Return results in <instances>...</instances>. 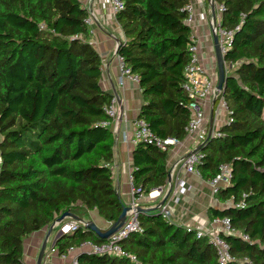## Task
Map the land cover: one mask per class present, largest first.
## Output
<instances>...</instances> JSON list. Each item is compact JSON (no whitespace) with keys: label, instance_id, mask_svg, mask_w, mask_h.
<instances>
[{"label":"trees","instance_id":"trees-1","mask_svg":"<svg viewBox=\"0 0 264 264\" xmlns=\"http://www.w3.org/2000/svg\"><path fill=\"white\" fill-rule=\"evenodd\" d=\"M121 1L115 21L124 41L116 54L138 76L136 118L154 135L180 141L189 120L182 82L191 0ZM213 2L221 7L219 27L231 32L223 59L233 71L215 99L224 100L231 120L197 147V169L209 181L221 164L230 166V182L216 198L233 205L207 210L210 221L228 218L237 233H219L236 260L228 264H264V0ZM87 17L79 0H0V264H24L23 240L66 211L80 218L96 211L110 224L121 212L113 133L104 125L112 95L100 86L101 59L88 42ZM167 154L146 143L133 148L135 197L165 186ZM138 220L142 231L120 242L137 263L79 252L78 264H218L195 230L157 210L140 212ZM86 242L104 240L79 225L54 248L62 255Z\"/></svg>","mask_w":264,"mask_h":264},{"label":"crops","instance_id":"crops-1","mask_svg":"<svg viewBox=\"0 0 264 264\" xmlns=\"http://www.w3.org/2000/svg\"><path fill=\"white\" fill-rule=\"evenodd\" d=\"M82 6L88 11L92 18L90 25L89 44L95 49L101 59V79L100 86L109 94L118 96L122 106L123 116L116 145L114 146V160L112 163L113 185L116 194L126 206L131 201L129 177L132 171L131 152L132 146L129 140H124L132 136V121L137 117L142 100L138 84L124 80L123 85H118L119 68L116 58V50L119 42L124 41L122 31L115 21V13L110 6V0H79ZM195 16L196 13H195ZM219 20V15L217 16ZM197 25L193 31L194 37L200 46V57L202 64L207 68L209 74L216 67L214 66L215 55L213 42L209 40L208 25L204 17H197ZM226 73H231L233 68L225 66ZM213 74V73H212ZM211 75V74H210ZM212 77V75H211ZM215 77L212 79L215 81ZM205 121L200 129L193 135L179 141L175 146L170 147L166 168L168 179L164 187L152 192L151 196H142L137 201V207L142 209H152L163 202V206L168 210L166 219L178 226L195 231H209L219 228L213 226L208 218V208H222L212 196L210 186L201 177L186 173L181 164H175L180 158L194 149V144L203 139V132L206 135L213 134L226 123L228 113L221 107L219 101L212 97L207 98L204 104ZM182 186L185 193H179ZM158 191V193H155ZM220 203V202H219ZM85 221H92L99 229L105 230L110 223L102 220L96 211L88 212ZM64 219L62 222H68ZM216 227V228H215ZM47 228L33 232L23 240L24 264H36L39 249L46 235ZM54 226L46 242L44 250V260L42 264H71V259L78 252L66 254L63 257L54 248V240L57 234Z\"/></svg>","mask_w":264,"mask_h":264},{"label":"built area","instance_id":"built-area-1","mask_svg":"<svg viewBox=\"0 0 264 264\" xmlns=\"http://www.w3.org/2000/svg\"><path fill=\"white\" fill-rule=\"evenodd\" d=\"M110 6L112 11L116 13L117 11L122 9V1L121 0H110ZM188 12V18L186 20L187 24L191 27L192 30V43L188 47L189 51V62L184 67L183 70V82H182V90L184 91L185 95L188 98L187 109L189 111V120L187 125L184 128L186 133V137H189L196 133L200 127L204 124L205 121V112L203 104L207 98L212 97L214 100L220 94L219 91L216 90V82L212 79L211 75L209 74L207 68L202 64V60L200 57V46L197 42L196 38L193 34V28L197 25L198 21L195 16V12L193 7L188 5L186 7ZM218 11H221V7H218ZM92 22L91 16L88 14L86 19V23L90 26ZM212 25L209 21L208 23V31L211 34ZM216 35L218 37V44L220 47V53L222 56L225 55L226 51L231 46V32L225 31L219 27V20L216 23ZM116 58L118 61V68H119V78H118V85L122 86L124 80H129L135 84H138V76L132 74L130 70L124 65L122 62V58L116 54ZM219 104L222 108L226 109L224 100L220 97L218 99ZM106 114L110 118V122L104 123V125H108L111 127L112 133L114 131V125L118 115L117 109V99L114 95H112V99L105 109ZM228 113V111H227ZM229 113L226 120V123L230 121ZM133 126V133L130 138L127 139L126 135H124V140H129L132 146H136L138 143H146L149 145H153L157 147L161 151H169L170 147L175 146L179 143L178 140L175 138H160L150 130L147 123L142 119L135 118L132 121ZM204 136L203 139L196 144H194L195 150L199 145H201L207 138L206 132H203ZM220 134L215 132L210 134L209 136H216L218 137ZM191 151L187 153L185 156L180 158L175 164H181L184 168L186 173L193 174L195 176L200 177L199 171L197 169V165L200 161V155L197 151ZM231 179V170L230 166L227 164H221L218 168L217 175L209 180L207 183L210 186L211 194L214 196L216 201L218 202L216 195L220 191V189L226 187ZM129 185H130V194H131V201L127 204L129 207L125 214V219L121 226L112 234L110 235L105 242L100 244H91L89 242L81 244L78 248H69L65 254H62L63 257L66 254H70L73 252H86L91 253L94 255H106L110 257H118V258H126L133 263H137L135 257L128 252H126L120 242L128 237L132 233H140L142 231L140 222L138 220V211L136 210L137 201L142 197H135L134 192L135 189L131 183V176L129 177ZM179 193H185V189L180 186ZM155 193H158L156 191ZM152 192L148 195L151 196ZM220 207H225L228 205H233L232 201H228L225 203H219ZM236 208L243 206V203H238L234 205ZM159 213L163 218H166L168 215V210L165 206L158 207ZM213 226H219L216 229H210L209 231H196V237H206L208 242L212 245L216 252L217 263L218 264H228L230 262L236 261L230 255L228 250L227 243L219 236V233L223 234H237L231 227L230 221L228 218L223 219H213L210 222ZM84 228V225L69 219L68 222H62L59 224H55L57 231L60 234H69L74 232L78 226ZM240 236L247 240L246 235ZM247 261L246 259L238 260L237 262H244ZM71 264H78L77 255L73 256L71 259Z\"/></svg>","mask_w":264,"mask_h":264},{"label":"water","instance_id":"water-1","mask_svg":"<svg viewBox=\"0 0 264 264\" xmlns=\"http://www.w3.org/2000/svg\"><path fill=\"white\" fill-rule=\"evenodd\" d=\"M208 2L210 4V22H211V25L213 27L212 31H211V35H212V42H213V48H214L216 70H217L216 90L221 93L224 90V82L226 79V72H225L224 59L220 53V47L218 44V37L216 35V15H215V9H214V2H213V0H208ZM115 97L117 99L118 115H117V119H116V122L114 125V131H113V149H114V146L116 145V142H117V138H118V134H119V130H120V124H121V120H122V116H123V110H122V106L119 102L118 96H115ZM209 135L210 134L207 135L206 139H208ZM196 150H197V148L193 151H196ZM162 203L163 202H161L160 205ZM156 209H157V207H154L152 209L136 208V210L138 212H143V213H147L149 211H155ZM127 210H128V207L122 205L121 212H120L118 218L116 219V221L111 223L109 225V227L106 228L105 230L99 229L92 221H85V220L81 219L80 217L70 213L69 211L62 213L47 228L46 235L43 239V242H42L41 247L39 249V253L37 255L36 264H42V262L44 260V250L46 247V242H47L49 234L51 233L55 224L61 223L64 219H71L73 221H76V222L83 224L86 229L90 230L96 236H98L99 238H101L102 240L105 241L110 235H112L121 226V224L123 223V221L125 219V214H126ZM60 236H61L60 232H57L55 240ZM55 240H54V243H55Z\"/></svg>","mask_w":264,"mask_h":264},{"label":"rangeland","instance_id":"rangeland-1","mask_svg":"<svg viewBox=\"0 0 264 264\" xmlns=\"http://www.w3.org/2000/svg\"><path fill=\"white\" fill-rule=\"evenodd\" d=\"M190 4L193 7L194 12L197 15L196 18L198 17V19H200V17L201 18L204 17L205 23L208 25V23L210 21V4H209L208 0H191ZM214 9H215L216 23H217L218 22L217 16L219 15L220 12L218 11V7L215 4H214ZM193 31L196 32V30L194 28H193ZM211 39H212V35L210 34L209 40L211 41ZM228 65L229 64H225L226 67ZM214 66L216 67V63L214 64ZM212 73L210 72L212 77H215V75H217V70L214 69Z\"/></svg>","mask_w":264,"mask_h":264},{"label":"bare ground","instance_id":"bare-ground-1","mask_svg":"<svg viewBox=\"0 0 264 264\" xmlns=\"http://www.w3.org/2000/svg\"><path fill=\"white\" fill-rule=\"evenodd\" d=\"M222 57H223V56H222ZM224 65H225V63H224ZM225 72H226V70H225ZM215 82H217V75H216V78H215ZM207 182H208V181H207ZM156 190H157V189H156ZM153 191H155V190H153ZM153 191H152V192H153ZM150 193H151V192H150ZM150 193H149V194H150ZM149 194H148V195H149ZM148 195H147V196H148ZM159 206H163V204H161V205H157V206H156V207H157L156 210H157L158 213H159V210H158V207H159ZM126 207H128V206L126 205ZM128 208H129V207H128ZM136 208H138V207H136ZM139 213H140V212H138V214H139ZM159 214H160V213H159ZM160 215H161V214H160ZM162 218H163V217H162ZM163 219H166V218H163ZM166 220H167V219H166ZM61 223H62V222H61ZM84 228H85V227H84ZM195 233H196V231H195ZM105 241H106V240H105ZM105 241H104V242H105Z\"/></svg>","mask_w":264,"mask_h":264}]
</instances>
